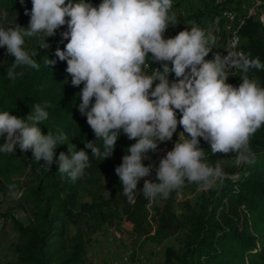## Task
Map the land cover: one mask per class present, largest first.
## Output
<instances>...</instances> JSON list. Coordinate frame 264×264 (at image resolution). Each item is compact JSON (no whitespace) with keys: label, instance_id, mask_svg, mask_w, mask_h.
Returning a JSON list of instances; mask_svg holds the SVG:
<instances>
[{"label":"clouds","instance_id":"9594fccd","mask_svg":"<svg viewBox=\"0 0 264 264\" xmlns=\"http://www.w3.org/2000/svg\"><path fill=\"white\" fill-rule=\"evenodd\" d=\"M172 7L173 0H101L97 6L88 0H31L27 28L5 27L6 13L0 16V47L15 58L7 73L11 80L22 75L15 71L18 67L40 69L34 59L38 52L24 48L25 37L42 36L40 48L48 49L45 39L67 26L61 33L67 43L54 55L66 62L71 85L83 84L78 111L95 135L84 149L71 144L67 154L59 153L58 172L72 182L90 167L85 149L94 157L109 158L121 132L135 140L115 168L129 203L137 195L150 202L167 199L186 182L201 190L222 184L226 173L219 163L207 162L200 139L210 144L213 155L234 153L236 165L254 162L250 141L264 125V87L247 74L250 69L264 70V63L235 50L227 55L215 52L212 59H205L216 37L195 22L190 30L164 38L168 27L177 24ZM25 14L29 15L27 10ZM233 39L239 42L238 36ZM149 62L159 63L160 68H150ZM55 63L48 57L45 61L46 66ZM233 68L241 73L238 86L226 82ZM170 74H174L171 81ZM49 106L35 104L24 117L0 111V137L4 138L0 153H15L17 146L22 152L31 150L32 158L45 161L49 170L54 149L68 140L63 132L42 133L39 125L48 119L45 108ZM178 125L183 132L155 167L157 182L144 179L153 165L146 166L143 160L157 151L159 143L171 140ZM96 141L102 142L103 151ZM141 179L143 187L138 191ZM9 187L17 195L15 185Z\"/></svg>","mask_w":264,"mask_h":264},{"label":"trees","instance_id":"16d2710c","mask_svg":"<svg viewBox=\"0 0 264 264\" xmlns=\"http://www.w3.org/2000/svg\"><path fill=\"white\" fill-rule=\"evenodd\" d=\"M186 0H173L172 12L177 24L170 25L167 34L180 23L179 9ZM253 0H209L188 15L190 23L202 28L209 19L229 9L251 5ZM76 2V0H74ZM93 6L101 0H88ZM257 14L264 13V0L255 4ZM25 10L29 15L25 14ZM31 0H0V13L11 14L20 20L29 21ZM62 26L52 37H47L50 50L40 48L36 41L27 49L37 51L34 57L40 65L39 71L28 66L15 69V80L7 73L14 57L0 47V111H9L17 117H24L33 110V105L45 103L48 119L40 123L42 133L67 137L65 144L54 149L53 163L49 170L45 161H35L31 150L22 152L17 146L15 153H0V194H10V185H15L17 204L29 213L27 223L13 222L15 240L12 244L14 259L10 264H88V248L92 237L103 227L120 229L124 222L133 225L131 234L156 244L173 237L176 247L165 248L162 264H264V125L252 136L250 148L255 154L251 164L234 165V153L213 155L210 144L200 139V146L213 166L221 165L226 177L222 184L202 194L198 202L185 204L180 212L174 208V192L167 199L148 201L137 195L129 203L123 195L115 168L127 154V148L135 143L122 132L115 144L111 157L102 160L89 153L90 167L82 178L72 182L58 172L60 152L68 153V146L74 144L77 150L84 149L87 141H94L95 135L86 123V117L78 111L79 91L83 87L71 85V76L66 72L67 64L60 61L54 52L63 50L67 40L61 33ZM241 50L251 58L264 63V21L248 18L240 30ZM42 37V36H39ZM212 52L205 59H212ZM149 55H151L149 53ZM47 57L55 60L46 66ZM249 78L258 80L264 87V70L250 69ZM238 71L233 81L241 83ZM174 79L170 74L169 80ZM180 118L177 112V119ZM182 129L178 125L177 131ZM4 138L0 137V144ZM102 148V142L96 141ZM150 153V152H149ZM232 165L223 164L226 159ZM139 181L137 190L142 189ZM153 214L149 218V205Z\"/></svg>","mask_w":264,"mask_h":264},{"label":"rangeland","instance_id":"374dc122","mask_svg":"<svg viewBox=\"0 0 264 264\" xmlns=\"http://www.w3.org/2000/svg\"><path fill=\"white\" fill-rule=\"evenodd\" d=\"M194 3L189 5V11L194 12L196 8L201 7L203 1L193 0ZM209 1V0H205ZM218 1V0H215ZM236 10L237 9H229ZM180 11V10H179ZM4 13H0L2 16ZM181 20V18H180ZM3 24L5 27H15L19 25L21 27L27 28L29 21L20 20L18 17L11 14H6V18L3 19ZM206 22V21H205ZM182 23V22H181ZM210 24L205 28L208 30ZM211 29V27H210ZM209 29V31H211ZM184 30L182 28L172 29L168 34L167 38L174 37L179 31ZM175 31V32H174ZM213 33V32H212ZM214 34V33H213ZM218 34V36H220ZM220 42H223L225 36L220 37ZM42 37H25L24 48L27 50L31 44L35 41L41 44ZM45 42L49 44V40L46 38ZM50 46V44H49ZM50 50V47L47 49ZM235 81V80H234ZM232 81L233 83H235ZM152 152L148 153V160L152 157ZM147 164V160L143 162ZM223 164L232 165L231 159H226ZM235 166H237L234 163ZM157 182V181H156ZM218 186L208 189L205 191L189 189L185 192L187 200L180 204L174 203V208H183L185 204H194L198 202L199 197L202 194H206L209 191L216 189ZM18 196L0 194V264H10L14 259V254L12 253V244L15 240V232L13 222L27 223L29 220V213L24 208H19L17 204ZM158 203H153L149 205V218L153 214V207ZM133 225L130 222H124L120 226V229L113 227H103L98 231L93 237L90 247L88 248V264H111L113 260L120 259L124 254L130 253V263L131 264H162L164 261L165 248L169 246L176 247V241L173 237L165 240L160 244L153 243L146 240L145 237H137L131 234ZM117 234V236H116Z\"/></svg>","mask_w":264,"mask_h":264},{"label":"built area","instance_id":"2783aa9c","mask_svg":"<svg viewBox=\"0 0 264 264\" xmlns=\"http://www.w3.org/2000/svg\"><path fill=\"white\" fill-rule=\"evenodd\" d=\"M200 1H205V0H200ZM256 3H258V0H253L250 6L242 5L241 7H239L237 12L236 10H226L222 14L217 15L212 19H209L212 23L211 32H213L214 35H216L217 37L216 43L214 45L217 52H220L222 55H227V53L232 50L242 52L241 50L242 38L239 33L245 21L250 17H256L261 22L264 21V13L261 12L259 15L257 14V9L255 7ZM222 23L223 26L221 27ZM221 32L222 34L218 36V34H220ZM223 35L225 36V38L223 39V42H220L221 39L220 37H222ZM235 36L239 37L238 43H234L233 38ZM149 63H150V68H160L159 63H151V62ZM230 72L231 74L228 76L226 82L232 84L233 78L236 77L238 74V70L233 68L230 70ZM180 132H183V129H180L176 133H174L171 140L163 143H159L157 151L151 154L152 157L149 160L147 158L143 160V162L147 160L146 166L148 164L153 165V171L151 175L144 179H150L153 182H156L155 167L158 166L159 160L166 154V152L170 151L173 148L175 142L178 139V134ZM185 135L187 134L185 133ZM140 182L143 183V179H141ZM189 189L201 190L197 184L186 182L183 188L174 192V196H173L174 203L178 204V206L184 203L187 200V196L185 195V192ZM201 191H205V190H201ZM180 209L181 208L179 207L176 212L179 213ZM111 264H131L130 253L128 252L124 254L123 257H121L120 259L113 260Z\"/></svg>","mask_w":264,"mask_h":264},{"label":"crops","instance_id":"0c3cea01","mask_svg":"<svg viewBox=\"0 0 264 264\" xmlns=\"http://www.w3.org/2000/svg\"><path fill=\"white\" fill-rule=\"evenodd\" d=\"M192 3H194V1L193 0H186V1H184V3L181 5V7H180V11H179V15H180V17H181V22L182 23H180V25L176 28V29H179V28H182V29H188V30H190V27L192 26V23H190L189 21H188V19H187V17H188V15L189 14H191L192 12H190L189 11V5L190 4H192ZM201 21L202 22H204L205 23V21H206V19H201ZM207 22V24H206V26H204L203 27V29H205L207 26H208V24H210V26L208 27L209 29H210V27L212 28V23H211V21L209 20V22L208 21H206ZM199 27H201L198 23H196ZM223 26V23H222V25H221V27ZM202 28V27H201ZM208 29V30H209ZM211 30V29H210ZM182 31V30H181ZM175 32V31H174ZM215 37H216V35H215ZM216 39H217V37H216ZM235 82V81H234ZM232 85L233 86H238L239 85V82H235V83H233L232 82Z\"/></svg>","mask_w":264,"mask_h":264}]
</instances>
